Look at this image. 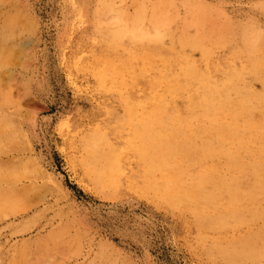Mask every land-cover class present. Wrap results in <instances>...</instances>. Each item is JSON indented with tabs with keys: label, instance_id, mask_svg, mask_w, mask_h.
<instances>
[{
	"label": "bare ground",
	"instance_id": "1",
	"mask_svg": "<svg viewBox=\"0 0 264 264\" xmlns=\"http://www.w3.org/2000/svg\"><path fill=\"white\" fill-rule=\"evenodd\" d=\"M97 6L99 55L71 73L92 79L96 113L148 116L128 145L144 168L132 190L173 214L204 264H264V30L189 0ZM82 149L121 159L105 133Z\"/></svg>",
	"mask_w": 264,
	"mask_h": 264
},
{
	"label": "rangeland",
	"instance_id": "2",
	"mask_svg": "<svg viewBox=\"0 0 264 264\" xmlns=\"http://www.w3.org/2000/svg\"><path fill=\"white\" fill-rule=\"evenodd\" d=\"M97 1L0 0V264H204L173 214L132 190L144 168L128 145L148 116L96 113L92 79L71 73L99 55ZM189 1L264 30V0ZM97 132L121 152L112 166L85 159Z\"/></svg>",
	"mask_w": 264,
	"mask_h": 264
}]
</instances>
